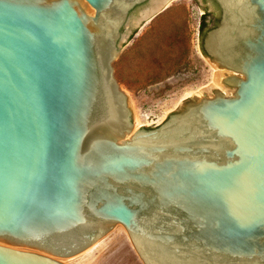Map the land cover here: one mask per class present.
Instances as JSON below:
<instances>
[{
    "label": "water",
    "instance_id": "obj_1",
    "mask_svg": "<svg viewBox=\"0 0 264 264\" xmlns=\"http://www.w3.org/2000/svg\"><path fill=\"white\" fill-rule=\"evenodd\" d=\"M170 1L0 0V264L116 225L145 264H264V0H198L214 79L133 130L113 60Z\"/></svg>",
    "mask_w": 264,
    "mask_h": 264
},
{
    "label": "rangeland",
    "instance_id": "obj_2",
    "mask_svg": "<svg viewBox=\"0 0 264 264\" xmlns=\"http://www.w3.org/2000/svg\"><path fill=\"white\" fill-rule=\"evenodd\" d=\"M144 20L135 39L113 60L128 95L134 128L155 125L214 79L212 59L201 48L198 0H172ZM137 122L139 125H137ZM69 264H145L125 226L116 225Z\"/></svg>",
    "mask_w": 264,
    "mask_h": 264
},
{
    "label": "bare ground",
    "instance_id": "obj_3",
    "mask_svg": "<svg viewBox=\"0 0 264 264\" xmlns=\"http://www.w3.org/2000/svg\"><path fill=\"white\" fill-rule=\"evenodd\" d=\"M169 4H167L166 6H164L161 10H159L157 13H159L160 11H162L163 9H165L167 6H168ZM156 13V14H157ZM155 15V14H154ZM154 15H152V16H154ZM137 125H139V123L137 122ZM66 261V260H65ZM67 261H69V260H67Z\"/></svg>",
    "mask_w": 264,
    "mask_h": 264
},
{
    "label": "trees",
    "instance_id": "obj_4",
    "mask_svg": "<svg viewBox=\"0 0 264 264\" xmlns=\"http://www.w3.org/2000/svg\"><path fill=\"white\" fill-rule=\"evenodd\" d=\"M204 21V20H203ZM201 26H202V24H201Z\"/></svg>",
    "mask_w": 264,
    "mask_h": 264
}]
</instances>
